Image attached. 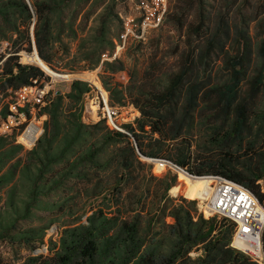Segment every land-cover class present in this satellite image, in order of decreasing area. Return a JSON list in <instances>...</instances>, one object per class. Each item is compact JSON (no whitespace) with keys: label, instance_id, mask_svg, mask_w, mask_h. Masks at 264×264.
I'll use <instances>...</instances> for the list:
<instances>
[{"label":"trees","instance_id":"1","mask_svg":"<svg viewBox=\"0 0 264 264\" xmlns=\"http://www.w3.org/2000/svg\"><path fill=\"white\" fill-rule=\"evenodd\" d=\"M74 1L89 0H0V36L14 46L0 62V92L48 78L37 64L49 72L47 64L78 71L101 63L109 103L129 101L140 114L123 123L126 131L104 117L85 121L82 102L92 86L73 78L42 108L47 117L31 148L0 135V241L29 248L20 261L0 256V264H256L230 245L231 219L205 217L195 199L172 196L176 173L156 175L143 157L170 160L196 176L221 174L264 204L257 182L264 180V0H257L258 11L245 10L250 0H174L166 17L183 44L175 68L161 75L146 70L125 85L110 79L124 61H101L115 46L111 2L82 38L85 62H59L54 42L62 28L53 19L61 22ZM252 21L260 27L255 39ZM33 43L37 64L19 62L17 52L31 51ZM55 223L60 228L48 238V254H31ZM261 240L264 253V229Z\"/></svg>","mask_w":264,"mask_h":264},{"label":"built area","instance_id":"2","mask_svg":"<svg viewBox=\"0 0 264 264\" xmlns=\"http://www.w3.org/2000/svg\"><path fill=\"white\" fill-rule=\"evenodd\" d=\"M169 5L170 0H135V14L124 17L119 35L114 40V51L110 56L102 53V59L116 57L129 39L146 40L148 34L163 23ZM7 44L6 40H0V54L5 52ZM6 55L7 53H4L0 61ZM53 80L52 76L41 80L32 78L31 82L16 88L8 87L9 98L5 100L4 106L0 107V135L12 134L15 142L28 149L37 142L43 130L42 121L47 117L46 112L41 110L58 90ZM104 93L105 96L101 94V99L96 105H90V114L84 109L82 118L89 121L104 117L110 127L126 131L118 119V106L110 104L106 92ZM146 158L164 171L170 168L183 172L189 178H200L202 182L196 190V195L192 197L195 199L197 211L205 217L217 215L231 219L235 225L230 245L247 253L256 264H264L261 240L264 229V204L249 188L221 174L196 176L170 160L159 157ZM257 182L264 191V180L260 178ZM184 195L188 196L185 192ZM52 227L56 226L48 229ZM30 253L47 255L48 238L44 236V240L30 249Z\"/></svg>","mask_w":264,"mask_h":264},{"label":"rangeland","instance_id":"3","mask_svg":"<svg viewBox=\"0 0 264 264\" xmlns=\"http://www.w3.org/2000/svg\"><path fill=\"white\" fill-rule=\"evenodd\" d=\"M29 1V0H28ZM134 1L135 0H89L86 3L82 2H72L68 4L62 11L61 18L62 21L53 20L55 23L56 29H61L60 36L61 40L54 42V48L57 50V55L60 56L59 62L62 64H83L85 61L81 59L83 53L84 44L83 36L89 31L92 26H95L98 23L97 15L99 11L103 10L104 6L107 3L114 4V10L117 12L118 17L113 18L109 22V36L113 39H117L119 32L122 27V21L127 15H134ZM211 2H224V0L213 1ZM174 0L170 2V9L174 7ZM258 6L257 11L260 10V3L257 0H250V4L245 8V10H250L252 7ZM237 4L234 5V10L236 9ZM262 13H260L257 18H260ZM72 22L73 30H70L68 23ZM251 33L253 34L254 39L259 37L260 27L256 26L255 21L251 22ZM32 27L33 21L30 23L29 27V36L32 38ZM15 35L12 36L14 38ZM0 40H6L8 42L7 47L5 48L4 53H11L14 49L12 44V39L3 38L0 36ZM25 44V43H24ZM88 43H85V45ZM182 41L179 36V32L176 27L173 25L167 17H165L163 23L156 29L152 30L146 40L139 41L135 39L127 40L124 48H122L116 57L121 58L124 61L125 69L114 72L111 76L113 81L125 85L128 83L134 82L135 78L143 76L146 70L150 72L154 71L155 74L161 75L164 70H169L175 68L177 64V55L179 50L182 49ZM114 50V49H113ZM105 52H109L105 50ZM3 53V54H4ZM112 52H109L110 56ZM18 61L21 63H35L31 60L32 57L40 59L36 50L32 46L31 51H26L21 49L17 52ZM1 55V54H0ZM3 56V55H2ZM81 59V60H80ZM112 58H109V60ZM102 53H101V61ZM3 61V60H1ZM0 61V62H1ZM100 61V62H101ZM46 63V62H45ZM47 64V63H46ZM48 77L52 76L54 79V85L58 90L67 91L70 86V82L73 78H81L87 80L92 88L85 93L83 97V110L90 114V105H96L98 100L101 99V92L97 86L90 81V77L84 76H93L100 83L101 88L109 96L108 90L103 86L101 82V73L107 75V72L102 71L101 63L95 66L94 68H83L78 71H69L65 68H52L48 64L46 65L49 69V72H46L39 64H37ZM1 66V65H0ZM53 69L58 70L62 73L55 72ZM52 74V75H51ZM75 75V76H71ZM62 76V77H61ZM110 76V75H108ZM133 78V80H132ZM10 91L7 88L5 93L0 92V107L4 106L5 100L9 98ZM119 108L118 119L121 123L131 122L134 123L136 116L140 114L139 109L131 102L127 101L124 104H116ZM95 106H92L94 108ZM91 118V117H89ZM44 121V119H43ZM42 121V124H43ZM86 121H88L86 119ZM28 149V148H24ZM144 160L149 161L148 158L143 157ZM176 173V185L171 188L169 193L172 196H178L180 194H187L186 198L193 199L192 197L196 195V190L201 184L202 180L200 178H189L183 172H178L177 170L171 169ZM151 171L156 175H161L164 173L156 163H152ZM170 220V218L168 217ZM61 223L60 221H57ZM56 227L48 229L45 233V237H55L58 235L57 229L60 228L58 223L54 224ZM53 226V225H52ZM29 253V248H25L20 244H10L6 241H0V256L4 261L7 262H16L23 259Z\"/></svg>","mask_w":264,"mask_h":264},{"label":"bare ground","instance_id":"4","mask_svg":"<svg viewBox=\"0 0 264 264\" xmlns=\"http://www.w3.org/2000/svg\"><path fill=\"white\" fill-rule=\"evenodd\" d=\"M71 76H75V75H71ZM95 84V83H94ZM96 86L98 85V84H95ZM99 85H100V83H99ZM99 85L97 86V88L100 90V92H101V94H103V96H105V93H104V90L101 88V86L99 87ZM181 172V171H180ZM179 172V173H180ZM187 195V194H186Z\"/></svg>","mask_w":264,"mask_h":264},{"label":"water","instance_id":"5","mask_svg":"<svg viewBox=\"0 0 264 264\" xmlns=\"http://www.w3.org/2000/svg\"><path fill=\"white\" fill-rule=\"evenodd\" d=\"M33 48L36 50V47H35V44L33 43ZM36 52H37V50H36ZM38 54V53H37ZM39 56V55H38ZM55 72H58V73H62V72H60V71H58V70H55V69H53ZM57 92H59V90H57Z\"/></svg>","mask_w":264,"mask_h":264}]
</instances>
